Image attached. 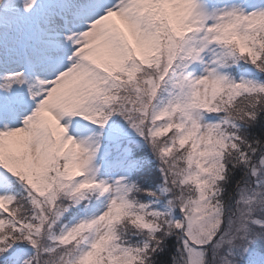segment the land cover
<instances>
[{
    "label": "snow or ice",
    "instance_id": "snow-or-ice-1",
    "mask_svg": "<svg viewBox=\"0 0 264 264\" xmlns=\"http://www.w3.org/2000/svg\"><path fill=\"white\" fill-rule=\"evenodd\" d=\"M0 264H264V0H0Z\"/></svg>",
    "mask_w": 264,
    "mask_h": 264
}]
</instances>
